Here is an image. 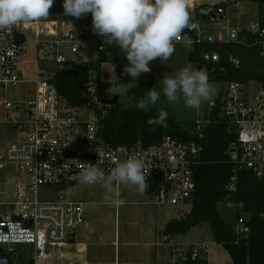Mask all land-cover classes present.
<instances>
[{"label": "built area", "instance_id": "2783aa9c", "mask_svg": "<svg viewBox=\"0 0 264 264\" xmlns=\"http://www.w3.org/2000/svg\"><path fill=\"white\" fill-rule=\"evenodd\" d=\"M62 1V0H57ZM240 0H219L218 9L209 15L207 23L199 20L191 9V27L186 28L175 43H186L192 48L198 43L236 42L257 46L264 59V13L244 30H229L227 38L213 37L208 32L226 17V5L240 7ZM264 10V8H263ZM33 24L22 23L8 31H0V256L9 259L20 257V249L33 250L36 264H44L56 251L69 246L77 232L86 223V204L77 199L84 185L78 180L80 163L95 164L106 174L117 163L131 156L141 158L145 175L153 180L157 191L148 204L159 210L177 209L192 205L196 190L194 167L201 163L204 132L210 125L212 111L228 124L229 134L236 135L228 153L234 165L227 186L228 196L220 205L240 213L234 228L238 236L247 237L250 228L242 216L243 204L230 199L237 192L240 171L252 172L264 178V86L258 82L224 84L217 102L209 104L208 115L196 121L193 134L198 141L179 142L165 137L160 143L144 148L141 142L134 147H111L101 137V126L95 109H74L63 99L53 84L55 75L42 66L54 64L57 70L69 69L81 63L82 53L90 45L99 55L102 36L92 31V24L81 30L58 34L57 23L46 27L52 39H41L38 31L36 60L28 72L29 42L26 31ZM64 26V24H62ZM44 32V31H43ZM80 42V45H79ZM68 47L74 60L62 49ZM205 62L217 64L216 52H203ZM238 66V62L231 59ZM97 80L91 76L89 93L95 96ZM253 89H252V88ZM99 109H111L94 97ZM30 224V225H29ZM165 240H168L166 238ZM170 264H186L204 259L208 247L187 249L168 245Z\"/></svg>", "mask_w": 264, "mask_h": 264}, {"label": "trees", "instance_id": "16d2710c", "mask_svg": "<svg viewBox=\"0 0 264 264\" xmlns=\"http://www.w3.org/2000/svg\"><path fill=\"white\" fill-rule=\"evenodd\" d=\"M256 1L260 4V15H263L264 0ZM218 7L199 6L195 9V15L207 23L209 15ZM225 8L227 9V5ZM99 40L100 45H103V39ZM103 46L104 51L98 55L95 62L73 63L71 68L56 72L53 80L60 96L69 106L74 109H95L103 141L111 147H134L141 142L144 148L160 143L165 137L183 143L198 141L193 134L196 122L183 123L168 114L166 127L148 125V118L156 117L159 113L160 99L147 113L135 107H127L124 102L128 96L135 97L133 101L135 103L151 88L156 87L160 91V82L152 74H142L136 82L128 75H124L125 77L117 82H103L101 78L103 65L112 64L121 72L128 63L116 45ZM203 52L218 53L219 63L205 62L201 56ZM231 59L237 61L238 66ZM188 61L198 69L205 70L210 82L246 84L255 81L264 86V59L261 58V51L257 46H246L236 42L197 43L188 53ZM94 73L98 84L94 97L101 104L111 106V109H99L94 104V97L89 93V83ZM111 84L119 87L123 84L131 85V88L122 100L118 95L109 98L106 89ZM222 93L223 88L218 94L217 102ZM209 119L211 123L205 130L204 140L201 142L204 146L201 163L193 169L196 190L192 210L186 217L171 221L164 234L166 237L184 236L195 227L207 224L216 244L229 254L232 264H264V178L259 179L249 171H240L238 174L237 192L230 201L243 204L241 214L250 228L247 237L238 236L234 228L224 221L219 210V206L227 199L226 188L234 171L228 150L237 138L236 135L229 134L228 124L220 118L219 110L212 111ZM148 183L150 187L143 194L151 196L157 191V185L153 180H148ZM237 214L238 218L240 213ZM186 264L208 262L206 259H198Z\"/></svg>", "mask_w": 264, "mask_h": 264}, {"label": "clouds", "instance_id": "9594fccd", "mask_svg": "<svg viewBox=\"0 0 264 264\" xmlns=\"http://www.w3.org/2000/svg\"><path fill=\"white\" fill-rule=\"evenodd\" d=\"M54 0H0V31H8L22 23H31L49 18ZM189 0H63L64 15L80 19L91 14L92 31L103 37V45H116L128 63L122 74L135 81L151 72L150 62L171 58L175 42L181 33L191 27L188 11ZM80 45V42H79ZM163 87L149 89L137 102L128 96L127 107L149 112L163 95L170 104L181 99L188 108H199L210 98L212 87L208 74L203 69L185 66L174 76L165 75L159 81ZM136 85V83H135ZM107 96H125L124 90L111 84ZM168 113L161 110L156 117H149V126H167ZM95 164L80 163L78 180L84 185H100L110 193L112 182L130 184L143 194L150 187L145 175V162L131 156L119 162L108 174ZM104 202L109 206L123 205V199L106 194Z\"/></svg>", "mask_w": 264, "mask_h": 264}, {"label": "rangeland", "instance_id": "374dc122", "mask_svg": "<svg viewBox=\"0 0 264 264\" xmlns=\"http://www.w3.org/2000/svg\"><path fill=\"white\" fill-rule=\"evenodd\" d=\"M240 3H243V6L241 5V8L236 5H227L225 19L220 21L212 31L210 29L208 34L213 35V37L215 38H227L228 32H226V30H223L222 27H226L229 30H244L246 28H249L253 22L258 20L260 15V4L256 0H240ZM49 13L50 15L48 19L39 21H53L58 18H62V15L63 18H67V16L64 15L63 4L56 1H54L53 6L49 10ZM25 33L30 43L28 51V62L26 65L23 66V68L27 73H30L28 72V69L30 67L29 65L32 64L31 67H34L33 64L36 60V46L35 42H33L35 39V27L32 30L30 29L26 31ZM93 47L94 45H90L88 50L81 54L83 62L90 63L95 61L96 51H94ZM192 49L193 48L186 43H175V51L171 58L163 62H161L159 58L153 60L152 62H150L149 65V67L151 68V72L146 74H152L159 81H161L165 75L174 76L180 69L184 68L185 66H192L193 68L198 69L196 65L191 64L188 61V53L192 51ZM73 58L76 57L73 56ZM92 76L93 78H96L95 73ZM124 77L125 76L122 74V71L120 72L119 70H117L112 64H105L102 67L101 78L103 82H117L122 80ZM210 84L212 87V93L210 95V98L207 101L203 102L199 108L186 107L182 99L178 103L170 104L167 102L166 98L161 95L160 102L158 104V111H166L172 118L183 123L196 122L199 118H202L207 114L210 102L215 101L217 99L220 90L222 89V87H224L223 84H219L216 82H210ZM160 87L162 90L163 85L161 83ZM121 88L124 90L126 96L127 92L131 88V85L123 84L121 85ZM125 96H122L121 100ZM106 194H111L115 197L117 196L116 198L123 199V190L119 189L117 194L115 186H111L110 193H106L105 189L102 187L80 188L76 197L78 200L86 204L87 223L97 225L95 226V228L99 230L98 246L103 249L100 250V258H103V260H105V262H103L102 264H117V261L115 260V262H113L112 258V242L106 241L104 236L105 234H107V236H110V239H114L115 237V239L117 238L119 240L120 235V241H122L125 232V214L128 212L129 208L131 212L135 209H140L142 207L138 208L139 206H129L124 199L123 200L125 201V203L123 205L109 206L104 202V197ZM137 201L139 204L142 200L138 199ZM189 209L190 205L184 206L183 213H187ZM219 210L224 221L230 224L233 228H235L237 224V212L232 208L223 206H219ZM175 215H178V213H175ZM117 227L118 232L115 229ZM83 229H85V227ZM81 232L82 231L78 233V241L79 243H85L82 238H80L82 234ZM133 235L136 236V232H133ZM205 236H212V232L209 225L202 224V227L199 230H191L188 234L184 236L180 235L175 241L163 240V238L162 241L164 242V244L168 245L171 243H177L179 246L190 247L193 246V244H195L197 240L202 239ZM94 243L96 242L94 241ZM168 245H165L163 247V255L159 257L158 261H154V263H150V261L147 263H139V260H137V256L127 261H130V264H170ZM23 250L24 253H22V258L20 256L14 259L12 262L13 264H27L29 260L34 256L30 253L28 247L25 246ZM19 255H21V253H19ZM56 255L59 256V254ZM57 256L54 255L52 256V258L48 259L49 261H52V263L50 264H58V262H56V259H58L59 257ZM118 264H122L121 261Z\"/></svg>", "mask_w": 264, "mask_h": 264}, {"label": "crops", "instance_id": "0c3cea01", "mask_svg": "<svg viewBox=\"0 0 264 264\" xmlns=\"http://www.w3.org/2000/svg\"><path fill=\"white\" fill-rule=\"evenodd\" d=\"M54 1L63 4V0L62 1L54 0ZM218 3L219 0H213V1L189 0L188 11L189 14L191 15V9L195 10L199 6H215ZM241 5L243 6V3L240 4L239 8H241ZM91 22H92V16L90 13L87 14L86 16H82L80 19H77L72 16H67V18L65 17L63 18L62 15V18H58L53 21L52 20L50 21L48 20L46 22L38 21V25L37 26L34 25L35 39L33 42H35V46H36L35 50H37L36 40L38 37L37 34L38 31L36 27H39L40 31L42 30V32L40 33V35H42L41 39H52L51 36L47 35V29H46L47 26H49L48 29H52L51 23H57V26L53 29V31H56L58 34H62L67 31L81 30L82 28L88 27L91 24ZM28 24H33V23H28ZM40 24L42 27L40 26ZM62 24H64V26H62ZM28 42L30 43L29 40ZM62 51L67 56L68 59L74 60L67 46L64 47ZM97 57L98 55L96 53L95 61L97 60ZM42 68L44 71L50 73L51 75H56V72H58L54 64L43 65ZM207 115L208 112L202 118H205ZM111 186H115L117 190V194L119 189L123 190V199L127 202L129 206H136V207L139 206L138 208L142 207L140 209H135L131 212L129 208L128 212L125 214V218H126L124 222L125 232L122 241H120V235L118 240L117 238L115 239V237L114 239H110V236H107V234H105L104 238L106 239V241L112 242L111 250L113 251V255H112L113 262H115L116 260L117 264L120 261L122 264H130V261L127 260L135 256L138 257L137 260H139V263L140 262L147 263L149 261L150 263H154V261H158L159 257L163 255V247L165 245H168V244H164L162 238L163 240L168 238V241H175L180 236V235H174V236L166 237L164 232L166 230L167 225L175 219L180 220L181 218H184L187 215H189L192 210V205H190V209L187 213H183L184 206H181L174 210L171 209L159 210L148 204V200L150 196L139 193L134 186L130 184H121L119 182H114V181L112 182ZM101 187L102 186H96L95 188H101ZM82 188H87V187H82ZM138 199L142 200L141 203L139 204L137 201ZM175 213H178V215H175ZM95 226L97 225H92L91 223H87L86 221V223L77 232L75 240L71 241L69 246H67L66 248L55 252L54 254L55 256H57L56 254H59V256H57L59 258L56 259V262H58V264H102L103 262H105L103 258H100V250L103 249H101L98 246L99 230L96 229ZM84 227L85 229H83ZM201 227L202 224L195 227L192 230L195 229L199 230ZM115 229L118 232V227ZM80 231H82L80 238H82V240L85 243H79L78 241V233ZM133 232H136V236L133 235ZM94 241L96 243H94ZM174 245L180 249H187L194 246H200V247L205 246L208 247V252L204 254V259L207 260L208 264H232L231 257L220 245L216 244L213 235L205 236L204 238L197 240L195 244H193V246L190 247L179 246L177 243H175ZM24 247L20 249L21 258H22V253H24L23 250ZM28 250L33 255V250L29 247ZM31 261L32 264H36L34 262L33 257L29 260L27 264H31ZM50 263H52V261L47 260L44 262V264H50Z\"/></svg>", "mask_w": 264, "mask_h": 264}, {"label": "water", "instance_id": "95a60500", "mask_svg": "<svg viewBox=\"0 0 264 264\" xmlns=\"http://www.w3.org/2000/svg\"><path fill=\"white\" fill-rule=\"evenodd\" d=\"M0 264H12V263L9 261V259L0 256Z\"/></svg>", "mask_w": 264, "mask_h": 264}]
</instances>
